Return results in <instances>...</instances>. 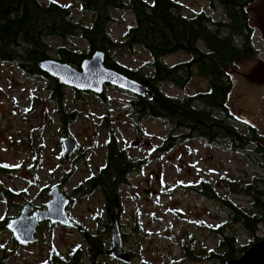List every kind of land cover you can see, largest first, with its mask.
Listing matches in <instances>:
<instances>
[{"label": "rangeland", "instance_id": "374dc122", "mask_svg": "<svg viewBox=\"0 0 264 264\" xmlns=\"http://www.w3.org/2000/svg\"><path fill=\"white\" fill-rule=\"evenodd\" d=\"M55 1L72 4L73 16L84 24L89 23L90 14L84 15L76 9L79 0ZM177 1L181 12L187 16L202 9L211 10L205 0ZM211 11L215 20L225 16L220 5ZM115 15L118 21L109 28V33L115 41H124L133 17L130 11H116ZM51 43L73 48L85 46L82 39L75 37L67 42L54 39ZM200 44L205 47L203 42ZM254 46L257 56L253 60L264 59V41L257 32ZM110 52L128 68L140 69L145 74L150 72L147 65L150 56L146 51H128L119 46ZM53 54L56 56L55 52ZM188 58L187 54L177 52L167 56L165 61L173 65ZM247 63L250 61L240 67ZM47 85L43 77L28 75L14 64L0 61V261L9 264L48 261L54 264L52 256L57 250L69 255L80 244L85 245L78 226L43 221L35 241L27 247H19L7 228L9 219L17 217L25 203L47 209L52 198L48 192L54 186H59L74 201L67 209L68 217L85 226L88 233L101 236L106 249H110L108 225L113 213L107 212L105 223L104 196L100 189L92 188L89 181L102 176L107 144L114 138L128 160L136 164L129 172V183L120 190L123 209L121 213L116 211L121 231L127 234L123 249L135 257L124 263L106 254L94 256L95 261L98 264H139L143 257L151 264H220L217 259H206L207 248L220 250L218 234L208 227L231 222L232 213L222 199L212 201L208 196L200 200V194L190 191V187L197 185L199 179L209 181L217 197L233 198L238 205L252 211L253 198L235 185H244L262 176L264 157L255 153L252 147L231 151L200 139H179L170 147L165 144L170 127L157 120L135 119L128 109L134 95L113 86H107L103 96L78 92L66 86L63 104L76 118L64 126L57 114L56 103L49 99ZM208 89V80L198 70L184 88L164 86L167 94L178 98ZM237 91L235 87L228 104L238 120L246 124L238 111L242 98ZM240 128L243 130V125ZM65 130L80 144L68 160L62 156ZM258 131L264 135V131ZM200 190L205 189L200 187ZM189 219L207 221V225H188L186 220ZM234 231L240 246L254 239L239 222L228 226L227 232ZM256 236L264 237V225L258 227ZM80 248V264H91L83 245ZM188 249L194 256L183 254ZM182 254L184 261L180 262Z\"/></svg>", "mask_w": 264, "mask_h": 264}, {"label": "trees", "instance_id": "16d2710c", "mask_svg": "<svg viewBox=\"0 0 264 264\" xmlns=\"http://www.w3.org/2000/svg\"><path fill=\"white\" fill-rule=\"evenodd\" d=\"M205 1L211 10L220 5L224 18L215 20L209 9L187 16L181 12L177 0H79L76 9L84 15L90 14L89 23L84 24L73 16L72 4L53 0L44 3L40 0H0V61L14 64L28 75L43 77L48 84L49 99L56 103L57 114L66 126L76 118L63 104L66 86L42 71L41 62L54 58L80 69L85 58L97 50L104 51L108 67L138 80L149 89V94L133 96L128 109L139 121L151 119L169 126L171 131L165 139L166 145L172 147L179 139H200L231 151L252 147L255 153L264 157V147L259 142L264 141V135L259 129L241 123L228 104L235 86L231 75L223 70L241 68L242 63L251 62L257 56L254 46L256 31L250 26L247 12L248 5L255 0ZM116 11H130L133 17V23L125 31L124 41L120 42L109 33V28L118 21ZM72 37L82 39L85 46L73 48L51 43L54 39L67 42ZM119 46L128 51H146L150 56L147 63L150 72L145 74L140 69L128 68L118 62L110 50ZM177 52H183L189 58L173 65L165 61L167 56ZM197 70L208 80L209 89L206 92L187 94L181 98L165 92V85L184 88ZM239 124L243 125V130ZM65 133L68 134V131L65 130ZM135 165L128 160L114 138L108 142L107 172L103 170L102 176L89 182L92 188L100 189L103 196H107L109 215L116 211L121 213L120 190L129 183V172ZM205 182L210 191L211 182ZM235 186L242 187V193L253 198V210H246L233 198L219 196L232 213L231 222L209 225L210 231L218 234L220 250L207 248L205 254L207 260L217 259L220 264H227L253 242L264 238L256 236L258 227L264 225V172L253 181ZM235 186H232L233 190ZM238 222L254 236L243 246L238 245L235 231L227 232L228 226ZM122 237L125 240L127 234L122 232ZM87 240L91 259L106 255V245L101 236L88 233ZM184 240L188 242L186 238ZM80 247L74 248L69 255L57 250L52 258L59 264H80ZM187 251L189 256H194L191 249Z\"/></svg>", "mask_w": 264, "mask_h": 264}, {"label": "water", "instance_id": "95a60500", "mask_svg": "<svg viewBox=\"0 0 264 264\" xmlns=\"http://www.w3.org/2000/svg\"><path fill=\"white\" fill-rule=\"evenodd\" d=\"M247 12L250 26L264 41V0H255L250 3ZM105 57L104 51L97 50L82 61L80 69L71 63L49 58L41 62L40 69L56 78L60 84L83 92L101 95L107 86H113L134 96L150 93L149 89L138 80L108 67L105 64ZM223 70L225 74L231 75L233 84L238 89L237 93L242 98V102L237 107L244 122L264 131V59L257 58L238 69ZM259 142L264 147V141ZM62 145V156L67 160L79 146L72 135L65 136ZM49 195L52 198L47 203V209L34 210L32 204L25 203L20 214L10 219L8 229L19 243H33L37 228L46 220L68 227H81L68 217L67 209L70 206V199L60 187L51 188ZM31 212H33L32 215ZM108 227L111 233V247L106 250V254H110L120 262L129 263L132 256L123 249V237L117 213L112 214ZM227 264H264V238L253 242L238 257L227 261Z\"/></svg>", "mask_w": 264, "mask_h": 264}, {"label": "flooded vegetation", "instance_id": "af4514ba", "mask_svg": "<svg viewBox=\"0 0 264 264\" xmlns=\"http://www.w3.org/2000/svg\"><path fill=\"white\" fill-rule=\"evenodd\" d=\"M70 133H68V134H66V136L67 135H69ZM79 148H80V144H79ZM103 170H105L106 172H107V153H106V162H105V166L102 168V171ZM205 185H206V182L204 181V180H202V179H199L198 181H197V185H191V187H190V191H192L193 193H199L200 194V196L198 195V197H199V199L201 200V199H207L208 198V196H210V198H211V200L212 201H214V200H220V199H218L219 197H217L216 196V194L213 192V187L210 189V191L209 190H207V188L205 187ZM200 187H202L203 189H205V190H203V191H201L200 190ZM44 191H46V190H44ZM70 199V205H72L73 204V199L72 198H69ZM230 199V198H229ZM104 206H105V212H104V214L106 215V222L105 223H107V196H104ZM35 209H37L36 207L34 208V210ZM114 213H117V212H114ZM183 213V212H182ZM33 214V212H31V215ZM118 215V218H119V214H117ZM176 215H177V218L179 219V215H178V213H176ZM186 219V218H185ZM72 221L73 222H76L77 223V221H75V220H73L72 219ZM186 222H188V225H194V224H196L197 226H199V225H202V226H206L207 225V221H204V222H202V221H199V220H196V221H192V219H189V220H186ZM41 224V223H40ZM107 225V224H106ZM73 228H75V227H73ZM78 229H79V231L82 233V235H83V238H84V243H85V245L84 244H80V245H83V248H84V250L86 251V253H87V255L88 256H90L89 255V247H88V240H87V236H88V231L86 230V227L85 226H81V227H78ZM38 230V229H37ZM18 242V241H17ZM18 244V246L19 247H27V246H30V245H32V243H29V244H21V243H17ZM183 249V246H181V250ZM107 250V249H106ZM184 253H186L185 254V256H187L188 255V251L187 250H185L184 252H183V254ZM182 254V256H181V258H179L180 260V262H182V261H184V255ZM131 256H132V259L134 258L133 257V255H132V253H131ZM90 258V257H89ZM90 260H91V264H98L96 261H95V258H93V259H91L90 258ZM2 264H9L8 262H5L4 260H2V261H0ZM48 261H43V262H41V263H38V264H46ZM49 263V262H48ZM54 264H59L58 263V261H55L54 262ZM139 264H151V262H149L147 259H145V258H143V257H141V259L139 260Z\"/></svg>", "mask_w": 264, "mask_h": 264}, {"label": "bare ground", "instance_id": "6f19581e", "mask_svg": "<svg viewBox=\"0 0 264 264\" xmlns=\"http://www.w3.org/2000/svg\"><path fill=\"white\" fill-rule=\"evenodd\" d=\"M64 158V157H63ZM65 159V158H64ZM49 193V192H48ZM47 221H49V220H47ZM51 222V221H50ZM60 224V223H59ZM7 228H8V226H7Z\"/></svg>", "mask_w": 264, "mask_h": 264}, {"label": "snow or ice", "instance_id": "6c2138e0", "mask_svg": "<svg viewBox=\"0 0 264 264\" xmlns=\"http://www.w3.org/2000/svg\"><path fill=\"white\" fill-rule=\"evenodd\" d=\"M53 2H55V0H53Z\"/></svg>", "mask_w": 264, "mask_h": 264}]
</instances>
